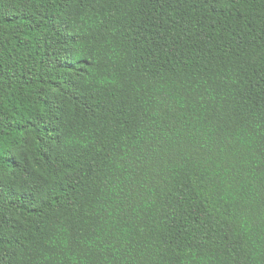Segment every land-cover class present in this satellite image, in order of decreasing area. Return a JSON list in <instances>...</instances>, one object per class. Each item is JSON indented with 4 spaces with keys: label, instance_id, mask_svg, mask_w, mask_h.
Listing matches in <instances>:
<instances>
[{
    "label": "trees",
    "instance_id": "obj_1",
    "mask_svg": "<svg viewBox=\"0 0 264 264\" xmlns=\"http://www.w3.org/2000/svg\"><path fill=\"white\" fill-rule=\"evenodd\" d=\"M0 264H264V0H0Z\"/></svg>",
    "mask_w": 264,
    "mask_h": 264
}]
</instances>
